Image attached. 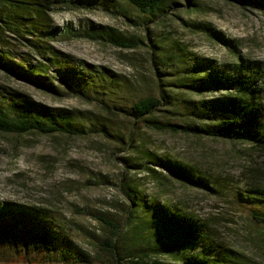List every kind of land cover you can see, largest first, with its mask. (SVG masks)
Listing matches in <instances>:
<instances>
[{
    "label": "trees",
    "instance_id": "obj_1",
    "mask_svg": "<svg viewBox=\"0 0 264 264\" xmlns=\"http://www.w3.org/2000/svg\"><path fill=\"white\" fill-rule=\"evenodd\" d=\"M89 1L66 2L72 6L93 7ZM218 1L264 9V0ZM96 3L105 11H124L116 0ZM186 3L189 10L198 4L196 0H186ZM124 4L143 18L160 17L166 7L170 8L169 0H124ZM57 7L56 0H0V73L53 97L70 94L89 99L93 92L105 89L106 82L119 85L118 79L115 80L106 68L97 69L80 62L51 42L63 36L109 43L121 49L132 50L138 45L121 37L114 29L98 25H88L84 31L76 33L71 28L61 31L52 25L50 18ZM189 27L226 49L232 60L187 59L178 45L169 52L153 53L152 57L158 59L154 61L159 65L157 69L176 68L174 72L179 77L172 83L173 88L166 89L157 83L155 95L114 107L128 118V149L135 147L138 132L144 125L163 133L212 138L264 151V60L242 53L238 40L226 37L208 23H191ZM160 111L172 117L166 121L154 118ZM102 121L92 113L44 106L27 93L0 86L1 134L80 138L94 133L118 140L124 138L112 134L116 124L111 122L107 126ZM79 122H87L88 126ZM143 155L145 162L140 165L124 161L129 167L142 166L145 176L163 191L174 181L212 195L228 188L227 182L203 174L190 164L148 151H143ZM121 187L130 206L127 220L139 221L134 229L142 234L145 248L140 244L126 248L118 244L117 226L103 219L112 238L94 240L101 264H241L242 255L214 241L207 224L184 211L180 204L169 205L156 199L147 201L128 177L123 179ZM229 194L231 204L238 211H246L247 218L264 231V188L248 182L245 190L237 189ZM60 222L50 209L0 201V261L11 264L92 263L91 253L78 247L69 229ZM168 237L171 238L170 246L163 244ZM169 257L173 258L172 262L162 261Z\"/></svg>",
    "mask_w": 264,
    "mask_h": 264
},
{
    "label": "rangeland",
    "instance_id": "obj_2",
    "mask_svg": "<svg viewBox=\"0 0 264 264\" xmlns=\"http://www.w3.org/2000/svg\"><path fill=\"white\" fill-rule=\"evenodd\" d=\"M56 1L58 7L50 18L59 30L71 28L76 33L84 31L88 25H98L114 29L121 37L138 45L132 50L121 49L109 43L65 39L63 36L51 42L80 62L97 69L106 68L115 80L118 79L119 85L106 82L107 87L93 92L89 99L70 94L49 96L2 73L0 86L27 93L47 107L95 114L107 126L111 122L116 124L112 134L124 138L118 140L94 133L80 138L0 133V201L52 210L60 223L69 229L74 243L91 253L94 260L90 264H101L94 240L112 238L103 219L117 226L118 244L125 248L140 244L145 248L142 234L134 229L139 221L135 218L127 220L130 206L121 185L128 177L147 201L178 203L184 211L202 219L214 241L242 255L241 264H264V231L247 218L246 211H238L231 204L229 194L237 189L245 190L248 182L264 188V151L212 138L163 133L144 125L138 132L137 144L130 150L127 146L128 118L114 108L155 95L157 83L166 89L173 88L172 83L179 77L174 72L176 68L157 69L159 65L154 61L158 59L152 57L153 53L169 52L178 45L187 59L232 60L226 49L193 32L189 27L191 23L210 24L226 37L238 40L242 53L264 60V9L235 2L196 0L197 7L189 10L186 0H169L170 8L166 7L160 17L143 18L126 6L124 0H116L122 4V13L98 8L96 2L104 0L89 1L94 5L89 8L72 6L67 0ZM170 117L162 111L154 115L161 121ZM79 123L88 126L87 122ZM143 151L190 164L203 174L227 182L228 188L221 194L212 195L174 181L163 191L145 176L142 166L129 167L124 161L129 160L130 165L143 164ZM170 242L168 237L163 244L170 246ZM171 260L173 258L169 257L162 261ZM0 264L11 263L0 261Z\"/></svg>",
    "mask_w": 264,
    "mask_h": 264
}]
</instances>
